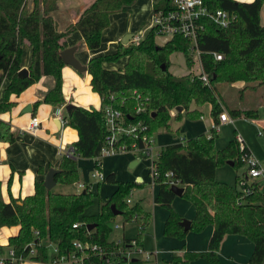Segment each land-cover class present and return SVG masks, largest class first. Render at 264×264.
<instances>
[{
  "label": "trees",
  "instance_id": "1",
  "mask_svg": "<svg viewBox=\"0 0 264 264\" xmlns=\"http://www.w3.org/2000/svg\"><path fill=\"white\" fill-rule=\"evenodd\" d=\"M205 1L213 9L221 8L237 15L228 27H221L210 19L205 21L206 27L198 46L203 69L211 77L210 85H206L199 76L190 73L178 76L171 72L170 56L177 51L185 54L189 67L192 63L191 43L181 36L159 45L154 31H150L138 43L124 45L119 42L115 52L93 57L87 71L92 76L91 86L100 95L102 106L96 109L74 105L65 116L67 126L77 129L79 138L72 145L73 153H64L60 157L59 172L55 176L57 184L77 183L80 178L78 157H96L100 142L108 134L102 109L105 105L120 108L129 121L143 120L149 125L151 134L160 127L171 128L172 110L178 106L183 110L177 111L176 119L183 115L191 119L202 118L206 105L210 108L213 123L219 122L224 109L232 118H259V108L263 104L260 102L252 108V104L245 106L243 101L251 92L264 98V0ZM135 2L94 0L75 24L60 32L52 15L58 9L59 0H34L33 10H29L27 0H0V114L15 106L12 95H20L45 75H52L55 85L41 102L55 107L65 104L63 67L66 63L62 51L68 47L67 36L79 30L87 47L98 50L103 32L110 25L111 15L130 10ZM168 3L169 0H162L157 4L167 7ZM26 45L32 50V58L29 75L21 77L19 72L23 68ZM214 52L223 54L224 58L217 60ZM122 57L127 58L123 68L105 66ZM5 80L8 84L3 89ZM239 81L245 84L236 91V99L232 92L234 84ZM138 93L141 97L137 98ZM140 106L142 109L137 112ZM210 132L211 135L201 133L164 146L156 162L159 176L154 180L158 184L155 202L170 211L164 223V236L184 239L190 230L214 227L206 251L184 250L169 261L172 264H190L204 258L210 264H224L219 257L222 241L228 234H241L254 243L249 264H264V193L259 184L256 183L253 193L242 200V191L216 179L219 164L229 160L234 165L241 164L237 159L249 148L242 151L235 137L218 150L215 143L219 133L214 128ZM14 140L11 124L0 118V141ZM125 141L130 144L132 139ZM100 165L95 162L97 168ZM169 171L174 173L173 179L185 187L183 196L195 207L190 230H185L181 225L183 216L173 209L177 196L166 177ZM106 181L117 185L112 197L106 200L92 191L89 184L80 192H55L46 188L44 180H37L34 194L23 199L12 198L10 202L3 199L0 183V227H20L19 232L9 238L7 246L13 248L17 256H27L33 242L36 255L32 258L41 263L52 257L49 244L56 245L62 253L72 249L75 240H89L115 249L117 244L112 239L114 229L111 222L116 215L112 204L123 212L126 221L138 223L140 232L137 239L143 243L142 236L150 224L151 212L139 202H127L136 185L118 181L115 172L109 173ZM96 199H99V211L86 215ZM77 222L81 225L74 227ZM89 224H95L90 232ZM3 248L0 245V250ZM132 264L141 263L134 261Z\"/></svg>",
  "mask_w": 264,
  "mask_h": 264
},
{
  "label": "rangeland",
  "instance_id": "2",
  "mask_svg": "<svg viewBox=\"0 0 264 264\" xmlns=\"http://www.w3.org/2000/svg\"><path fill=\"white\" fill-rule=\"evenodd\" d=\"M158 0H136V2L130 6V10L115 13L110 21L109 32L112 34L110 38L117 39L120 41L124 38L127 33H133L137 35H146L148 33L147 26L152 20V4ZM236 1H252V0H236ZM262 22L264 24V10L262 12ZM125 32L120 34L121 32ZM119 36V37H118ZM109 40V39H108ZM117 43L112 46L111 51L107 53H112L115 51L119 45V39ZM134 42L131 39L128 45ZM156 42L159 45L165 43V39L162 37H156ZM107 40L105 41V44ZM189 53L195 56L192 59L190 67L186 62L185 54L182 51H177L170 56V70L175 75L181 76L186 74L194 75L200 69L199 54L196 49H189ZM127 62L126 57H122L116 62H109L107 65L110 68H123ZM243 83L234 84V92L232 96L238 99L236 91L244 86ZM141 97V93L137 96ZM90 99L92 96L90 95ZM238 101V100H237ZM245 106L254 108L256 104L260 102L263 104L264 108V98L259 97L258 93H249L244 98ZM139 103V102H138ZM100 108V107H99ZM98 109V108H96ZM223 111H227L224 109ZM262 112L261 119H264V109H260ZM177 109L172 110L173 117L170 120L171 128L168 130L165 127H160L155 133L154 137L156 140L155 149L159 152L164 146L172 143L179 142L182 137L190 139L201 133H209L213 127L211 120L210 108L204 109V116L199 119H191L185 115L181 119H176L174 116L177 114ZM229 114V112H228ZM241 136L244 141V145L247 146L251 154L260 161H264V120H253L246 119L245 117L234 119L233 122L226 123L220 126L219 135L216 138V148L218 150L223 149L228 145V143L235 137ZM156 157V155H155ZM101 159L100 168L95 166L96 159ZM241 164L231 165L228 162H223L218 165L216 171V179L219 181L226 182L239 191L242 187L239 184V179L241 177L245 178L247 167L244 165L242 157L239 156L237 159ZM134 163H137L133 165ZM78 167L80 171V178L77 183L71 185L56 184L53 187L55 192H78V184H89L92 191L97 193L104 200L112 197L113 193L117 189V185L114 183H108L106 180H101L97 177L95 173L101 171L107 176L111 172L117 174L118 181L121 182H131L135 184V188L132 192L131 199L134 203L139 202L143 208L151 212L150 224L146 227V230L142 236L144 247L147 251L155 252L158 249L167 250L169 244L167 241L163 242L162 237L164 236V223L169 216L170 211L167 208L160 206L155 202V197L158 192V184L154 182L152 176V160L147 159L142 153L138 151H123L113 155H100V148L98 147L96 152V157L94 158H78ZM143 179L142 185H137L138 178ZM137 182V183H136ZM252 181L249 182L251 184ZM257 183L260 186L261 191L264 193V178L258 179ZM82 191V190H81ZM173 209L178 212L183 218L188 219L189 216H193V204L184 196H178L173 201ZM100 203L99 199H96L95 204L91 206L87 211L86 215H92L99 211ZM190 220V219H189ZM112 226L114 224H120L123 226L120 230H115L113 235H123L127 238L134 239L139 235V225L134 221H126L123 215H118L111 222ZM2 228V227H0ZM211 228V226L209 227ZM208 227L202 231L190 230L184 239H179L176 237L177 241L186 242L187 236L191 238L192 251H197L199 248H203L200 251H206L209 244L203 237V233L207 232ZM230 239L224 244L219 257L224 264H248V260L252 255V250L254 243L245 235L241 234H228ZM223 242V241H222ZM183 244V243H182ZM222 244V243H221ZM220 251V249H219ZM163 256L166 254H158V259L163 260ZM24 264H43L41 262L27 260ZM190 264H210L206 259L200 258L193 260Z\"/></svg>",
  "mask_w": 264,
  "mask_h": 264
},
{
  "label": "crops",
  "instance_id": "3",
  "mask_svg": "<svg viewBox=\"0 0 264 264\" xmlns=\"http://www.w3.org/2000/svg\"><path fill=\"white\" fill-rule=\"evenodd\" d=\"M160 1L162 0L155 1L152 4V11L154 5ZM27 2L29 10H33L34 0H27ZM93 2L94 0H59L58 9L52 13L57 23L58 30L64 32L68 26L75 24L81 14L89 8ZM113 15H111V18ZM123 33H126V31H123L120 34ZM110 36H112V34L109 32V28L105 29L102 35V44L98 50H90L87 47L83 35L79 30L71 32L67 36V42L68 47H77L75 53L77 58L83 65L87 66L93 57L111 51L110 49H112V46L117 43V39H119V42H122L120 41V38L113 39L110 38ZM106 40L107 43L105 44ZM117 48L118 46L112 51H116ZM31 58L32 50L26 45L24 47L22 58L23 68L29 67ZM105 66L110 68L107 63ZM91 79L92 76L88 71L79 72L71 65L66 64L63 67V92L66 99V102L63 105L74 104L86 108L94 107L100 109L102 106V100L100 95L93 91ZM239 83H243V81H239ZM7 84L8 81L5 80L3 83V89ZM54 85L55 78L52 75L43 76L20 95H12L11 100L15 102V106L10 111L0 114V118L8 121L15 133V140L13 142L0 141V183L2 196L5 202H10L12 198L23 199L26 196L34 194L36 181L45 180V177L51 168L58 169L61 155L69 153L72 149L73 143L79 138L78 130L67 126L66 122H60L55 114L56 109L63 105L55 107L51 104L41 102ZM90 95L92 96V99H90ZM1 99L2 95L0 94V100ZM37 102L40 103L36 105ZM28 108L32 109V111L27 112ZM205 108H209V106H204L203 112ZM260 109L263 110V106H260L259 108L260 115L257 120H264L261 119L262 112ZM62 113L65 117L68 112L64 109ZM34 116H37L41 121V126L36 134L30 133L26 130ZM135 164L137 163H134V165ZM139 179L142 178L139 177L138 180ZM257 181L258 179L256 182ZM139 183H143V179ZM195 212L196 210L193 205L194 215L189 216L188 219L192 220L195 216ZM210 226L211 228H209ZM210 226H208L209 229L207 232L203 233V238L208 242L214 230V227L212 225ZM19 228V226L0 228V245L4 247V250L8 249L7 245L9 238L16 235L19 232ZM118 230L120 229H117V231ZM123 238L126 239L127 237H125L124 234L122 236H115L112 234L113 240H120ZM162 239L164 243L167 241L169 244L167 250H157L159 255L160 253L167 255L162 257L163 260H171L174 255L184 253V250L192 251V249H194L191 247L190 236H187L185 243L183 240H181V242L177 241L176 238L167 237L165 239L162 237ZM229 239V235H226L221 244L219 254L224 244ZM142 244L144 245V243ZM202 249L203 248H199L197 251Z\"/></svg>",
  "mask_w": 264,
  "mask_h": 264
},
{
  "label": "built area",
  "instance_id": "4",
  "mask_svg": "<svg viewBox=\"0 0 264 264\" xmlns=\"http://www.w3.org/2000/svg\"><path fill=\"white\" fill-rule=\"evenodd\" d=\"M237 15L224 9H213L205 0H169L168 6L154 5L152 20L148 24V33L154 31L155 37H162L165 42L173 39L176 36H181L190 41V50L196 49L199 54L200 69L194 73L199 76L206 85H210L211 77L204 71L201 62V51L199 49V38L202 35L207 19L214 21L221 27H228L235 21ZM147 33V34H148ZM146 34V35H147ZM146 35H135V43H138ZM193 59L195 56L191 54ZM217 60H222L224 55L219 52L213 53ZM66 105L57 108L56 116L62 121L66 122L62 111ZM108 134L100 142V155H113L123 151H138L142 153L147 159L152 160V176L155 180L159 176L156 167V162L159 159L160 151L155 149V135L150 133L149 125L143 120L129 121L124 112L112 105H105L103 108ZM141 106L137 112L141 111ZM234 119L223 111L219 116V122L213 123L214 131L219 133L220 126L226 123L233 122ZM41 126V121L37 116L32 117L30 124L26 130L30 133L36 134ZM211 132H209V135ZM131 138L132 142L129 144L125 139ZM186 137H182L180 141H185ZM240 149L244 151L247 146L244 145L243 138L237 137ZM69 153H73L70 151ZM156 155V157H155ZM242 160L247 167L245 178L239 179V184L242 187L241 199L253 193L256 180L264 178V161L255 158L248 149L242 155ZM101 164V159L97 158ZM101 180H106L103 172L97 171L95 173ZM174 173L169 171L166 173L169 185H180L179 182L173 179ZM251 184H249V182ZM86 188L85 183L78 184L79 192ZM132 193L127 198V202L132 204ZM81 225L79 222L74 224V227ZM123 226L114 224L113 229H121ZM88 232L90 230L88 229ZM117 247L109 249L89 240H75L73 247L68 252H60L59 248L54 244H49V250L52 254L49 261L43 264H132V262H139L141 264H172L169 260H159L158 251H147L142 243L137 238L134 239H120L115 240ZM31 249L27 256H17L13 248L0 250V264H22L27 260H33L32 256L36 255L35 244L30 243ZM37 262V261H36Z\"/></svg>",
  "mask_w": 264,
  "mask_h": 264
},
{
  "label": "water",
  "instance_id": "5",
  "mask_svg": "<svg viewBox=\"0 0 264 264\" xmlns=\"http://www.w3.org/2000/svg\"><path fill=\"white\" fill-rule=\"evenodd\" d=\"M134 37L133 33H129L127 35H125V37L122 39V43L123 44H127L129 43V41ZM76 50L77 47L73 46V47H67L65 50L62 51V57L63 60L66 64L71 65L72 67H74L75 69H77L79 72H86L87 71V66L83 65L81 63V61L77 58L76 56ZM19 75L21 77H27L29 75V69L24 67L20 70ZM212 79H214V77H212ZM74 106V104H68L66 105L65 109L67 110V112L70 111V109ZM177 111H182L183 107L182 106H178ZM32 109L28 108L27 112H31ZM60 120V119H59ZM61 122V120H60ZM229 164L234 165V162L232 160L227 161ZM134 165V164H133ZM59 172V169L56 168H51L44 180V184L46 186L47 189H53V187L57 184L55 176L56 174ZM139 182L142 181V179L138 180ZM171 190L175 193L176 196H183V193L185 191V187H182L180 185H173L171 187ZM114 214L116 216L118 215H122V211L117 209L115 204H112L111 206ZM181 225L185 228V230H190L191 229V225H192V221L189 219L184 218L181 222ZM95 227V224H89L88 225V229L92 230Z\"/></svg>",
  "mask_w": 264,
  "mask_h": 264
}]
</instances>
